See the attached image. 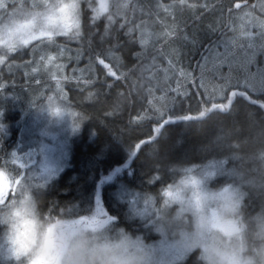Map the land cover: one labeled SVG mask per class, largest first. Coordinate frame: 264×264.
Here are the masks:
<instances>
[{
  "label": "snow or ice",
  "instance_id": "6c2138e0",
  "mask_svg": "<svg viewBox=\"0 0 264 264\" xmlns=\"http://www.w3.org/2000/svg\"><path fill=\"white\" fill-rule=\"evenodd\" d=\"M212 36L196 67L185 65V50L203 47ZM69 42L76 43L75 49ZM236 68L243 75H233ZM4 69H22L30 104L46 106L53 115L66 112L73 130L89 117L57 103L68 100L67 81L76 82L81 103L99 105L105 118L120 119L128 112L125 127L140 132L129 137L130 159L150 151L148 183L162 185L155 195H134L129 214L160 232L159 243L148 250L150 256L158 254V264L211 260L206 244L197 256L190 252L188 236L173 239L159 227L173 206H178L177 220L191 212L203 228L204 208L218 202L219 210L210 212L229 241L243 230L250 249L264 243V0H0V73ZM9 95L20 96L15 80L10 87L0 74V98ZM176 120L211 129L210 141L225 140L232 166L226 167L206 145L199 163L174 169L167 182L156 166V142L163 127ZM248 144L259 145L253 159L261 163L245 170L234 162L243 166L240 153ZM28 168L15 151L0 158L11 202L44 187L38 177H29ZM218 176H226V182L210 187ZM46 208L58 223L70 217L71 223L93 232L115 229L118 222L99 198L87 213L55 203ZM134 246L143 248L139 237ZM244 247L242 241L240 250ZM20 256L19 249L0 245V264L13 259L23 264ZM229 264H240L236 250Z\"/></svg>",
  "mask_w": 264,
  "mask_h": 264
},
{
  "label": "trees",
  "instance_id": "16d2710c",
  "mask_svg": "<svg viewBox=\"0 0 264 264\" xmlns=\"http://www.w3.org/2000/svg\"><path fill=\"white\" fill-rule=\"evenodd\" d=\"M208 39H215V37L205 38L203 47L198 44L195 48L185 50V65L191 63L193 68L196 67L197 61L201 60V55L207 54L205 49L209 46ZM68 46L75 49L76 43L69 42ZM80 67H83V62ZM70 68L71 66L69 74H71ZM251 70L255 72L256 65H253ZM225 71H227L226 67ZM243 73L242 68H236L233 75H243ZM23 78L24 81L26 78ZM75 83V81L65 82V89L69 94L68 107L87 115L89 119L84 120L81 136L73 142L69 167L48 186L46 191L38 195L46 205L55 203L79 213H87L90 208L95 207L98 185L104 181L101 198L103 206L110 210L109 214L118 215L115 229L122 228L128 231L131 226H135L139 227L141 232L145 226L138 218L129 215L130 201L137 194L155 195L162 186L160 183H148V174L153 167L150 151L146 150L143 154L136 156L130 168L119 170L129 163L131 148L129 137L139 135V130L133 133L125 127L128 125V112H124L120 119L105 118L99 105H93L89 101L81 103ZM24 84L25 87H29L27 80ZM187 107L188 105L185 104V108ZM27 110L26 108L25 111L28 112ZM7 128L8 126L0 123V158L17 150L23 124L12 125L9 135ZM211 134V129L202 130L184 121L172 122L163 127L156 142L159 160L156 166L161 168L167 182H171L174 169L189 166L190 163H199L206 145L216 158L226 161V167L232 166L227 142L225 140L210 141L208 138ZM144 138L147 139V137ZM258 150L259 145L256 144L244 146V151L240 153L245 156L243 166H248L251 161L256 165L261 163L253 159ZM234 163L238 168L241 166L239 160ZM115 171L117 173L113 180L106 182V179Z\"/></svg>",
  "mask_w": 264,
  "mask_h": 264
},
{
  "label": "clouds",
  "instance_id": "9594fccd",
  "mask_svg": "<svg viewBox=\"0 0 264 264\" xmlns=\"http://www.w3.org/2000/svg\"><path fill=\"white\" fill-rule=\"evenodd\" d=\"M8 180L0 175V245L19 249L23 264H158V254L149 255L150 244L140 235L124 229H105L93 232L82 225L71 223L70 217H61L60 222L48 217L46 204L37 193L19 196L15 202L5 195ZM187 195V194H186ZM173 206L160 221L159 227L168 236L178 239L186 235L191 239V253L203 251L206 244L210 261L205 264H229V256L236 250L240 264H264V243L250 249L245 231L229 238L215 225L218 221L210 209L219 210L218 202H210L203 210L204 226L201 228L191 212L183 220H177ZM225 217L231 213L225 212ZM248 235L255 233L245 224ZM157 234L156 228L152 229ZM138 237L143 248L135 247ZM245 247L241 251V242ZM3 264H17L16 260Z\"/></svg>",
  "mask_w": 264,
  "mask_h": 264
},
{
  "label": "rangeland",
  "instance_id": "374dc122",
  "mask_svg": "<svg viewBox=\"0 0 264 264\" xmlns=\"http://www.w3.org/2000/svg\"><path fill=\"white\" fill-rule=\"evenodd\" d=\"M0 74L10 87L14 79L15 91L20 94L19 98L11 95L0 98V123L8 126V135L11 134L12 125L23 124L15 152L27 160L29 177L36 176L44 184V187L37 192L41 194L69 167L73 142L81 136L84 121L80 123L78 129L73 130V118L66 112L62 115H53L46 106L33 107L25 97L28 95L29 87H25L26 79L23 81L22 69L14 70L13 73L4 69ZM68 101L69 94L67 102L57 101V103L64 107L65 103L68 106ZM46 103L45 101V105ZM26 108L28 112L25 111ZM70 110L76 112L71 108ZM255 166L256 164H252L251 161L248 166L239 168L243 167L247 170ZM226 179V176H218L209 186L214 188L222 185ZM127 232L140 235L150 245L158 244L160 240L159 234L146 227L140 232L139 227L131 226Z\"/></svg>",
  "mask_w": 264,
  "mask_h": 264
},
{
  "label": "water",
  "instance_id": "95a60500",
  "mask_svg": "<svg viewBox=\"0 0 264 264\" xmlns=\"http://www.w3.org/2000/svg\"><path fill=\"white\" fill-rule=\"evenodd\" d=\"M176 122H179V120L174 121V123H176ZM134 158H135V157H133L132 159H130L129 163H128L127 165H125V166L119 168V170L130 168L131 163H132V161H133ZM116 173H117V171H115V172H114L109 178H107L106 181H107V182L112 181L113 178L115 177ZM103 182H104V181H101V182L99 183V185H98L96 202H97V199H98V198H99V200L102 202L101 194H102V184H103ZM102 204H103V202H102Z\"/></svg>",
  "mask_w": 264,
  "mask_h": 264
},
{
  "label": "flooded vegetation",
  "instance_id": "af4514ba",
  "mask_svg": "<svg viewBox=\"0 0 264 264\" xmlns=\"http://www.w3.org/2000/svg\"><path fill=\"white\" fill-rule=\"evenodd\" d=\"M91 210V208L89 209V211Z\"/></svg>",
  "mask_w": 264,
  "mask_h": 264
}]
</instances>
